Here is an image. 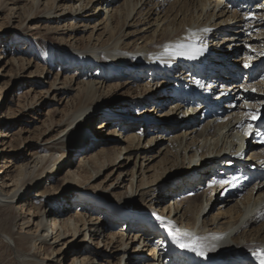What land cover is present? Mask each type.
Returning a JSON list of instances; mask_svg holds the SVG:
<instances>
[{
    "label": "bare ground",
    "instance_id": "6f19581e",
    "mask_svg": "<svg viewBox=\"0 0 264 264\" xmlns=\"http://www.w3.org/2000/svg\"><path fill=\"white\" fill-rule=\"evenodd\" d=\"M10 1L13 4L19 0ZM30 1L32 9L26 16L18 11L23 20L36 17L34 13L41 0ZM45 1L52 8L37 14L39 17L71 18L61 30L58 40L61 44L50 41L44 50L39 49L40 53L48 64L59 67L61 73L71 68H77L78 72L58 83L55 77L46 91L53 94L47 97L50 100L57 95L64 101L67 99L55 129L50 127L51 119L46 122L49 133L58 131L43 150L60 153L52 168L49 170L46 165L34 171L37 163L45 160V156H39L26 163V166L31 164L28 167L33 174L25 173V166L11 175V151L0 157V207L5 210L13 209L15 202L27 197V192L45 174L56 170L60 176L54 183L60 187L51 186L52 194L40 193L39 197H53L48 210L40 207L35 210L38 235L5 227L7 237L22 257L21 263L44 264V259L35 253L37 245L51 239L59 242L68 235L73 239L75 235H83L81 242L86 244L89 256L85 261L82 259V264H92L93 258L106 255L121 264L131 251L127 250L129 246L137 253L135 264H198L196 257L204 264H220L221 260L230 264H260L258 256H264V178L259 175L264 173V63L259 65L264 62V2L122 0L114 5L117 0H70V5L58 8L53 4L59 0ZM151 1H155L152 7ZM102 5L101 14L96 15ZM77 19H96L90 26V35L76 37ZM87 26L83 24L81 31L85 28L87 31ZM238 74L243 81L237 78ZM3 94L1 86L0 98ZM166 102H175L166 113L172 120L153 122L159 119V108ZM104 105L119 106L128 114L106 111L93 116L92 123L104 118L97 124L98 136L115 122L121 126L110 130L112 136L100 138H94L88 130L81 147L90 144L101 148L90 156L80 154L75 169L71 170L75 154L72 138L80 128L75 125L100 112L95 108ZM130 112H137L143 118L142 126L146 130L150 128L146 133L168 136L165 139L168 144L160 150L161 145L152 155L136 150L142 152L139 155L146 154L142 158L148 164L157 159L146 171V166L141 168L139 180L133 170L127 169L126 158L121 159L124 151L128 153L133 148L136 139L135 149L141 147L138 123L134 118L121 117L131 115ZM195 112L198 116L201 114L199 120L197 116L192 118ZM11 118L8 113L0 116V147L6 142L4 138L12 135L9 133ZM262 120L263 124L257 126ZM249 125L252 136L248 142ZM154 141L151 138L148 144ZM32 148L28 145L26 150ZM3 151L6 150L0 148V153ZM108 167H112L110 172L96 183ZM252 175L258 178L253 183L247 182ZM205 176H208L206 189ZM90 197L99 201L92 199L90 202L94 204L88 209L81 207L67 214L71 206ZM213 197L217 209L209 205ZM169 198L171 204L166 205ZM33 203L35 199L20 204V211H31ZM94 206L109 209L110 216L102 215L103 211L97 209L98 213H94ZM137 213L147 219L142 220ZM46 217H50V225ZM8 219L15 225L13 215L1 216L0 225L4 226ZM120 221L122 228H127L131 239L137 238V242L125 240L121 230L118 233L121 240L113 247L117 241L113 238L115 234L106 231ZM174 236L186 242L196 238L204 255L181 248ZM145 248L151 249L148 255L152 257L151 263L138 256ZM48 249L49 246L42 254H48ZM132 256L124 261L130 262Z\"/></svg>",
    "mask_w": 264,
    "mask_h": 264
},
{
    "label": "rangeland",
    "instance_id": "374dc122",
    "mask_svg": "<svg viewBox=\"0 0 264 264\" xmlns=\"http://www.w3.org/2000/svg\"><path fill=\"white\" fill-rule=\"evenodd\" d=\"M74 1V0H73ZM87 1V0H86ZM122 0H117L114 5L120 4ZM155 1H151L149 6L152 7L154 5ZM70 0H59L54 2V5H58L59 7H67L70 5ZM152 3V4H151ZM51 3L45 0H41L38 4L37 11L34 13L36 17H33L32 20L25 19L23 20V16L18 13H22V15H27L29 9H32V4L30 0H19L17 3L11 4L10 0H0V71L1 73L5 74L3 77L0 75V87L2 86V90H4V94L0 98V116L5 114H10L12 116L9 127V133L12 135L9 138H4L3 142L5 144L0 147L5 149L6 151H3L0 153V157L6 154L7 150H10V163L12 166L10 169V174L13 175L15 173V170L21 169L22 167L26 166V163L30 161H35V158H38L39 156H45L44 161H39L37 163V166L35 167L34 171H36L40 166H46L48 165L49 170L52 168L54 164V160L60 156V153L57 151H43L45 150L50 142H52V139L58 133L56 130H52V132L49 133V126H47L46 122L51 119L50 127L54 128L56 119L59 115H62L63 113V107L65 106L66 100L64 101V98H61L59 95L56 96L54 100H50V98H47L48 96L51 97L53 94L49 95V93L46 94V91L50 87V82L54 80L56 77V83H58L60 80H63L65 76L70 77L74 74H77L78 69L77 68H71L68 72H63L59 70V67L57 66H51L45 61L44 55L40 53L39 49H45V44L51 42H55V45L61 44L58 40L61 38V30L66 27V23L70 22V18L67 19H48L47 17H39L37 14H41L45 11V9L49 10L51 9ZM97 10V7H95ZM104 6L97 10L96 15L101 14V9H103ZM154 8V7H153ZM33 9H35V5L33 6ZM156 11L153 10V16ZM159 12V11H158ZM160 16V15H159ZM80 18V17H79ZM100 19V18H99ZM98 19V20H99ZM96 20V19H95ZM92 20H79L77 19L75 22L77 24L75 25V28H77V36L76 37H86L90 35L91 27L95 21ZM74 21V20H72ZM73 24V23H72ZM87 24V31L86 28L84 31L82 30V25ZM10 30V31H9ZM58 35H57V34ZM94 34V32H93ZM97 34V33H96ZM59 43V44H58ZM49 50V47H46V51ZM55 53L56 50L54 47ZM59 74H56L58 73ZM79 73L82 74V70L79 71ZM61 74V75H60ZM18 75V76H15ZM82 76H85L84 74ZM237 78L239 80L242 79L240 77V74L237 75ZM80 80L83 79V77H79ZM260 80V77L258 78ZM142 83V82H141ZM74 88H76V85H74ZM107 89V86L105 87ZM157 94H160L158 92ZM161 100V99H160ZM159 100V101H160ZM117 103H120V100H116ZM115 101V102H116ZM154 101V100H153ZM242 101L239 100L237 103L240 104ZM155 103H158L155 102ZM152 105V103H150ZM175 102L169 103L166 102L164 106H161L158 111L159 121H153V122H165L167 123V120H172L173 117H168L166 114L169 110H171V106H174ZM190 107V106H189ZM158 108V107H157ZM96 110L99 109L100 112L93 113V115L90 118L85 119L81 124H76L75 126L80 127L76 134L73 135L72 141L73 144V151L75 154L72 157L70 169H75L76 164L79 160L80 154H85L86 156H90L94 150H98L101 148V145H94L87 147H81V144L83 143V140L87 138V132H91L92 136L94 138H100V136H112L110 134V130L116 128H120L121 125L116 122L111 125L110 129H105L103 132H100V136H98L97 132V124L104 119L101 117L97 120V122L92 123V117L93 116H100V114L106 113V111H109L111 114H114L116 111H121L123 114L127 111L119 109V106L116 108H111L109 105H104L98 108H95ZM114 113H113V112ZM156 113V112H155ZM162 113V114H161ZM131 115L125 117L124 115H121V117L126 119H133L138 124L136 129L139 130L142 134L141 140H140V146L138 149H135L134 145L137 143V139L135 140V143L133 144V148H131L128 153H125L122 155V158H126L124 163H127V169L133 170L135 173V176L137 177V180L140 179V171L141 168H144L146 166V169L148 166L152 163H154L156 160L148 164V161L146 158L143 160V155L146 154H140L142 152H136V150L141 151H147V156L152 155L155 153V151L161 146V149L168 144L166 143L167 135L162 133L156 134H150L146 133L150 128H146L142 126V120L141 117H138L136 114L137 112H130ZM198 112L193 113V119L198 118V120L201 118V114L199 116L197 115ZM120 116V115H119ZM167 116V117H166ZM186 118H189L186 114ZM213 119V118H212ZM163 120V121H162ZM8 124V123H6ZM145 128V130H144ZM3 129V128H2ZM55 129V128H54ZM8 131V129L6 130ZM86 135V136H85ZM165 135V136H164ZM123 137L126 138V136L123 134ZM249 134L247 141L251 139ZM110 138V137H109ZM155 138V141L150 145L148 144L149 139ZM164 138V139H163ZM38 139V140H36ZM158 142V143H157ZM161 142V143H160ZM126 144V143H125ZM28 145H31L33 148L30 150H26ZM39 146V147H36ZM98 148V149H97ZM41 150V151H40ZM36 152V153H35ZM34 153V154H33ZM248 151H244L245 155H248ZM50 154V155H49ZM138 155L140 157H138ZM157 155V154H156ZM130 156V159H127V157ZM51 160V162H49ZM136 162V165L134 167V164ZM9 163V164H10ZM2 164V159H0V165ZM31 165V164H30ZM28 165V166H30ZM26 166V168L23 170L25 173L30 172V175L34 173V171L31 169V167ZM112 167H108L105 169L102 173L100 178L96 181L99 182L103 180V178L106 176L108 172ZM59 172L56 170H53L50 174H45L43 177H41L35 185L27 192V197L24 199H21L22 201H17L14 203V207L11 210H5L3 207H0V217L1 216H10L13 215L16 217L15 225H13L10 220H6L5 225H0V264H22L21 260L22 257L18 254L17 250L15 249L14 244L12 241L7 237L5 233V227L11 226V229L13 228L14 232H22L25 234H29L31 236H36L38 233H40V229L37 230L36 221L38 219L37 212L35 211L40 207L41 210H48L50 202H52L51 195H45L40 196V193L42 191H46L47 193L53 192V187H60V184H54L58 180ZM64 173V171H63ZM146 174H149L147 172ZM116 175V173H115ZM208 175V174H207ZM1 177V175H0ZM127 177V176H126ZM205 176V189L208 184V179H206ZM126 182V181H125ZM253 183V182H252ZM127 184V183H126ZM136 184V182H135ZM102 185V184H101ZM53 186V187H51ZM103 187L106 185H102ZM56 188L55 190H57ZM35 199V203H33V208H31V211L28 212V210L20 211L19 206L20 204L25 203L27 200ZM95 198H88L85 201H78L75 205L71 206L69 208V211L67 214H71L72 212H75V210H78V208H86L88 209V206H92L94 204V201L90 202V200ZM214 197L211 200V203L209 205H214V207L217 209L218 204L216 201H214ZM99 201L95 199V202ZM171 199H167L165 202L166 205L171 204ZM27 204V203H26ZM92 204V205H91ZM99 204V203H97ZM78 205V206H77ZM101 206V204H99ZM213 207V208H214ZM28 208V206H26ZM90 208V207H89ZM97 210L103 211L101 212L102 215L110 216L109 209L105 210L102 207L94 206L93 212L98 213ZM215 209V210H216ZM24 210V209H23ZM35 211L34 214H31L32 211ZM63 211V210H62ZM62 211H60L62 213ZM214 211V210H213ZM92 212V211H91ZM166 212V211H165ZM58 213V210H57ZM212 213V212H211ZM60 214V213H59ZM100 214V213H99ZM169 213H167L168 215ZM172 216V214L170 215ZM45 220L50 225V217H46ZM144 220V219H143ZM23 222H26L23 224ZM184 226V225H183ZM48 228V226H47ZM79 228H82V226L79 225ZM121 230H124L125 240L131 241L134 240L135 242L138 241L137 238L131 239L130 233L127 231V228H122V222L116 223L113 225L112 228H109L106 233L115 234L113 237L114 240H117L115 243H113V247L117 246L118 242H120L121 238L118 236V233L121 232ZM81 234V233H80ZM129 235V236H128ZM83 235H75L74 239L68 235L65 239L58 242V240L51 239L47 241L46 243L39 244L36 247L38 249L35 250V253L37 256L44 259V264H80V262L85 261L86 257L89 256V254L85 251L87 250L86 244L81 242V238ZM50 239V236L48 237ZM159 238L155 239V243L158 241ZM140 242V241H139ZM154 242V241H153ZM9 243V244H8ZM37 243V242H36ZM62 243V244H61ZM154 244V243H153ZM42 245V246H40ZM49 246V249L47 250L48 254L43 255L42 253L45 251V248ZM40 247V248H39ZM152 247V246H151ZM43 249V250H42ZM104 250L103 248H101ZM40 250V252H38ZM110 250V249H109ZM107 250V252L109 251ZM129 253L124 257V260L130 258V255H133L131 258V261L128 262L124 261L121 264H135L136 260H134L136 252H132V248L130 246L127 248ZM151 249L145 248L144 251L138 252V256L140 259L145 260L146 263L153 262L151 259L152 257H149V251ZM159 250V249H157ZM46 253V251H45ZM120 255V253L118 254ZM117 255V256H118ZM106 256H101L99 258H93L92 264H107V261H110L111 264H117V259H109ZM172 263V261H169ZM174 262V261H173ZM82 264V262H81Z\"/></svg>",
    "mask_w": 264,
    "mask_h": 264
},
{
    "label": "snow or ice",
    "instance_id": "6c2138e0",
    "mask_svg": "<svg viewBox=\"0 0 264 264\" xmlns=\"http://www.w3.org/2000/svg\"><path fill=\"white\" fill-rule=\"evenodd\" d=\"M184 45H180V47H183ZM253 119H256L255 116L252 117ZM252 126L249 125V131L246 133V135L251 134ZM225 183H231L230 181H225ZM174 239H176L177 243L181 248H187L190 249L193 252H196L199 255H204V253L200 250L199 246L195 242L196 238H192L190 241L186 242L183 238L179 236H174ZM260 264H264V256H258Z\"/></svg>",
    "mask_w": 264,
    "mask_h": 264
}]
</instances>
